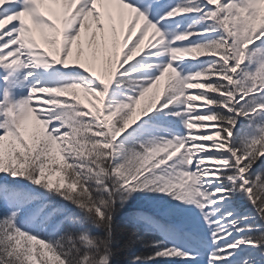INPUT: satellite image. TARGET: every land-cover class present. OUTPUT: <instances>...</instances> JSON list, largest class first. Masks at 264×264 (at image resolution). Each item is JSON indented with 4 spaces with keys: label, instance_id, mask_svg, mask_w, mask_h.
<instances>
[{
    "label": "snow or ice",
    "instance_id": "obj_1",
    "mask_svg": "<svg viewBox=\"0 0 264 264\" xmlns=\"http://www.w3.org/2000/svg\"><path fill=\"white\" fill-rule=\"evenodd\" d=\"M0 264H264V0H0Z\"/></svg>",
    "mask_w": 264,
    "mask_h": 264
},
{
    "label": "trees",
    "instance_id": "obj_2",
    "mask_svg": "<svg viewBox=\"0 0 264 264\" xmlns=\"http://www.w3.org/2000/svg\"><path fill=\"white\" fill-rule=\"evenodd\" d=\"M128 253L126 252V253H124V255L121 257V259H127L128 258Z\"/></svg>",
    "mask_w": 264,
    "mask_h": 264
}]
</instances>
